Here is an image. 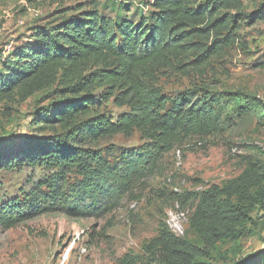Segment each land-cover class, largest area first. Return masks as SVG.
<instances>
[{
    "label": "trees",
    "instance_id": "1",
    "mask_svg": "<svg viewBox=\"0 0 264 264\" xmlns=\"http://www.w3.org/2000/svg\"><path fill=\"white\" fill-rule=\"evenodd\" d=\"M126 1L123 15L121 4L116 8L88 0L78 6L77 16L36 30L33 46L6 58L0 55V105L26 101L54 86H59L61 96L76 98L38 117L67 133L65 146L58 140L34 146L24 141L11 156L6 150L0 154V170L43 163L57 170L39 183L25 206L0 210L4 229L54 213L73 219L105 218L154 175L175 148L191 138L205 140L224 132L223 112L213 97H170L150 81L161 69L203 75L215 58L235 45L239 18L230 12L241 10L242 0H147L145 13L133 0ZM252 21H264V10ZM97 90L102 91L99 99L90 96ZM111 100L127 111L115 121L83 120L97 104ZM135 132L144 141L136 149L115 152L90 146ZM179 200L183 205L197 202L189 226L207 248L214 251L223 241L247 236L257 225L264 226V161L249 160L238 178L202 193H185ZM153 247L162 264H209L208 252L167 226ZM227 264H264V253Z\"/></svg>",
    "mask_w": 264,
    "mask_h": 264
},
{
    "label": "rangeland",
    "instance_id": "2",
    "mask_svg": "<svg viewBox=\"0 0 264 264\" xmlns=\"http://www.w3.org/2000/svg\"><path fill=\"white\" fill-rule=\"evenodd\" d=\"M133 1L135 8L147 12V0ZM86 2L0 0V55L6 58L33 46L36 30L54 28L77 16L78 6ZM100 2L115 4L116 8L121 4L123 15L124 4H128L126 0ZM242 4L241 10L230 12L239 18L235 45L215 58L203 75L191 72L185 76L161 69L150 81L151 86L170 97H213L223 112L224 132L205 140L191 138L175 148L165 156L158 171L137 185L121 206L105 218L73 219L54 213L9 230L0 225V264H162L153 241L165 226L208 252L209 264H227L264 253L263 225H257L247 236L223 241L214 251L207 248L189 226L197 202L183 205L179 200L185 193H202L238 178L249 160L264 161V21L252 23L264 10V0H242ZM106 12L115 15L109 9ZM59 90V86H54L26 101L16 99L0 105V154L6 150L11 156L24 147V141L34 146L58 140L65 146L67 133L38 119L42 112H52L63 100L76 99L61 96ZM101 94L97 90L90 96L99 99ZM126 111L112 100L102 101L83 120L105 117L115 121ZM143 143L141 134L135 132L130 137L117 135L90 146L121 152L139 148ZM56 172L46 163L0 170V210L6 205L25 206L39 183ZM253 218H257L256 212Z\"/></svg>",
    "mask_w": 264,
    "mask_h": 264
}]
</instances>
